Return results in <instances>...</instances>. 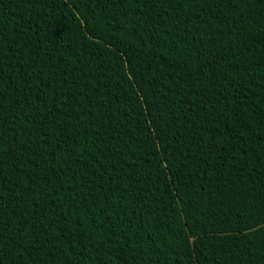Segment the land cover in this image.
I'll list each match as a JSON object with an SVG mask.
<instances>
[{
    "label": "trees",
    "instance_id": "1",
    "mask_svg": "<svg viewBox=\"0 0 264 264\" xmlns=\"http://www.w3.org/2000/svg\"><path fill=\"white\" fill-rule=\"evenodd\" d=\"M0 264H264V0H0Z\"/></svg>",
    "mask_w": 264,
    "mask_h": 264
}]
</instances>
